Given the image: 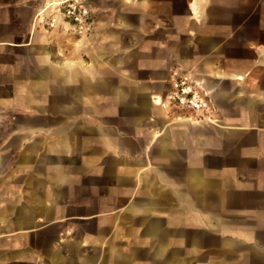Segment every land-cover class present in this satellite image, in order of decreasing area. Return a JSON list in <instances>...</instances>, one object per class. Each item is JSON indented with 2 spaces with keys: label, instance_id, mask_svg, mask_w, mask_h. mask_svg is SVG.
Listing matches in <instances>:
<instances>
[{
  "label": "crops",
  "instance_id": "1",
  "mask_svg": "<svg viewBox=\"0 0 264 264\" xmlns=\"http://www.w3.org/2000/svg\"><path fill=\"white\" fill-rule=\"evenodd\" d=\"M48 1L0 0V264H264V0H83L84 37Z\"/></svg>",
  "mask_w": 264,
  "mask_h": 264
},
{
  "label": "built area",
  "instance_id": "2",
  "mask_svg": "<svg viewBox=\"0 0 264 264\" xmlns=\"http://www.w3.org/2000/svg\"><path fill=\"white\" fill-rule=\"evenodd\" d=\"M50 12V26L57 20L71 24L73 32L79 36H89L95 28V21L91 10L83 0H49L42 12ZM170 107L177 112H185L187 119L199 123L217 124V110L210 93L203 89L193 75L182 70H175L170 81V88L166 95Z\"/></svg>",
  "mask_w": 264,
  "mask_h": 264
},
{
  "label": "rangeland",
  "instance_id": "3",
  "mask_svg": "<svg viewBox=\"0 0 264 264\" xmlns=\"http://www.w3.org/2000/svg\"><path fill=\"white\" fill-rule=\"evenodd\" d=\"M231 225L233 227H235L238 230H245V231H249V232H255V234H260L262 236V234H264V217H260V216H246V217H242V216H235V217H231ZM207 227H211V224L207 225ZM227 236V235H224ZM236 238H239V236L237 235H232ZM242 238V237H241ZM249 243L256 245V251L258 252H262L264 253V243H262V239L261 237L258 240H251L249 241ZM248 253L247 249L241 250L239 251L237 254L240 257L245 256ZM217 254V253H214ZM219 255H222V250H219Z\"/></svg>",
  "mask_w": 264,
  "mask_h": 264
}]
</instances>
